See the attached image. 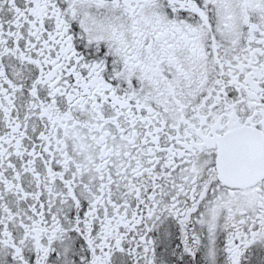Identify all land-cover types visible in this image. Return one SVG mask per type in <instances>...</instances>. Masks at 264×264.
<instances>
[{"label":"snow or ice","instance_id":"snow-or-ice-1","mask_svg":"<svg viewBox=\"0 0 264 264\" xmlns=\"http://www.w3.org/2000/svg\"><path fill=\"white\" fill-rule=\"evenodd\" d=\"M0 264H264V0H0Z\"/></svg>","mask_w":264,"mask_h":264}]
</instances>
